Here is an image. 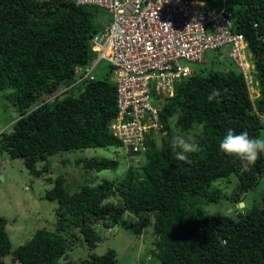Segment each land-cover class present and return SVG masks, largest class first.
<instances>
[{
  "label": "trees",
  "instance_id": "16d2710c",
  "mask_svg": "<svg viewBox=\"0 0 264 264\" xmlns=\"http://www.w3.org/2000/svg\"><path fill=\"white\" fill-rule=\"evenodd\" d=\"M203 1L225 9L232 32L244 36L258 94L251 98L231 58L224 67H216L213 59L206 67V51L203 61L194 63L198 68L190 67V74L161 101L162 132H151L144 152L131 156L144 158L138 160V169L129 165L121 180L84 184L73 192L58 175L45 192L46 199L57 203L55 229L40 227L13 247L7 220L0 217V260L9 256L18 264H115L112 248L87 260L68 258L65 229L80 225L84 243L93 250L100 235L87 218L123 224L122 215L129 213L133 221L153 223L152 264H264V188L258 187L264 152L246 168V162L219 148L229 129L247 132L250 138H261L264 129V0H232V5ZM98 11L73 0H0V97L18 113L9 133H1L0 148L12 159L21 158L34 176L48 171L49 157L61 151L121 147L108 128L117 114L116 86L109 80L113 65L101 59L89 70L97 56L92 37L102 29ZM101 61L106 72L97 74ZM213 89L220 90L219 102L207 99ZM201 125L203 132L195 136L199 150L188 153L187 161L175 159L176 130L189 133ZM37 162L45 165L38 169ZM75 162L93 171L118 164L97 157ZM231 174L237 178L229 196L233 213L207 214L203 202H218L225 193L215 182ZM115 195L120 197L117 205L102 204ZM240 201L246 214L236 208Z\"/></svg>",
  "mask_w": 264,
  "mask_h": 264
},
{
  "label": "built area",
  "instance_id": "2783aa9c",
  "mask_svg": "<svg viewBox=\"0 0 264 264\" xmlns=\"http://www.w3.org/2000/svg\"><path fill=\"white\" fill-rule=\"evenodd\" d=\"M73 1L104 9L109 16V23L101 21L102 29L92 37L97 56L89 70L101 59L113 65L117 114L108 128L125 155L143 153L147 136L162 132L161 101L190 74L191 64L203 61L206 51L229 44L227 55L254 98V65L247 58L244 36L232 32L225 9L208 7L203 0Z\"/></svg>",
  "mask_w": 264,
  "mask_h": 264
},
{
  "label": "rangeland",
  "instance_id": "374dc122",
  "mask_svg": "<svg viewBox=\"0 0 264 264\" xmlns=\"http://www.w3.org/2000/svg\"><path fill=\"white\" fill-rule=\"evenodd\" d=\"M216 1L212 4L215 5ZM228 5H232V0H226ZM208 7L211 5L207 4ZM98 17H101L103 24L109 23V16L104 9L98 8ZM232 21V19H231ZM230 45L226 44L219 49L209 50L205 53V65L210 66V60L215 61L216 67H224L229 63L227 52ZM181 64H185L181 62ZM106 62L101 61L95 68V73L103 74L106 72ZM191 68H198L197 64H192ZM109 80L114 82L113 71L109 74ZM256 86L253 87L252 97L257 95ZM52 98V97H50ZM18 118V113L14 106L7 104L3 97H0V136L2 132L9 133L12 123ZM261 138L264 139V129L261 130ZM125 153V152H124ZM121 148L110 146L107 148H85L76 151H61L58 154L51 155L48 159V171L39 176L32 175L25 166L21 158H10L8 153L0 148V217L7 220L6 231L9 234L13 247H16L27 241L33 232L40 228L55 229L58 221L56 214L57 203L45 198L46 190L53 185L52 181L58 176L65 177V185L70 192L79 190L82 185H95L104 180H121L126 174V169L132 165L138 169V160L144 158L140 155H125ZM92 157L113 159L118 162L112 169L101 171L88 170L82 166V163H76L77 159H90ZM139 161V162H140ZM44 162H37L36 168H42ZM237 178L231 174L229 179H221L215 182L219 188L223 189L225 195L218 202H203L207 214H232L233 204L229 196L235 187ZM258 187L264 188V174L260 177ZM258 192V199H260ZM251 193L247 198V204L250 202ZM244 195V194H243ZM264 196V195H262ZM256 197V196H255ZM120 197L118 195L108 197L102 201L117 205ZM123 224L116 222L94 221V217L87 218L86 223L96 228L100 235V240L96 247L90 250L83 241V235L79 231L80 225H73L65 229L70 248L68 258L73 260H87L92 253L103 254L109 248L115 251V264H152L149 258L150 243L154 239L153 223L142 224L137 218L129 213L122 215ZM137 223H136V222ZM63 262V261H62ZM61 262V264H63ZM0 264H18L11 261L9 256L0 260Z\"/></svg>",
  "mask_w": 264,
  "mask_h": 264
},
{
  "label": "clouds",
  "instance_id": "9594fccd",
  "mask_svg": "<svg viewBox=\"0 0 264 264\" xmlns=\"http://www.w3.org/2000/svg\"><path fill=\"white\" fill-rule=\"evenodd\" d=\"M164 2H166V0H164ZM220 95V90L213 89L207 99L209 102L214 100L219 102L218 98ZM176 131L177 134L172 141V147L175 153L174 158L180 161H187L188 153H195L199 150L195 136L203 132V126H198L196 131L189 133H182L180 130ZM219 148L225 154L235 156L239 158L241 162H246L245 167L247 168L257 161L260 152H264V139L250 138L247 132L234 134L233 130L229 129L220 142ZM177 149H179V151H176ZM243 203H238L236 208L241 214H246V205Z\"/></svg>",
  "mask_w": 264,
  "mask_h": 264
},
{
  "label": "water",
  "instance_id": "95a60500",
  "mask_svg": "<svg viewBox=\"0 0 264 264\" xmlns=\"http://www.w3.org/2000/svg\"><path fill=\"white\" fill-rule=\"evenodd\" d=\"M239 203H243L242 201H240ZM244 204V203H243Z\"/></svg>",
  "mask_w": 264,
  "mask_h": 264
}]
</instances>
